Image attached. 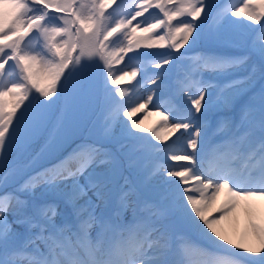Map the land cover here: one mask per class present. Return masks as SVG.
<instances>
[{"label":"snow or ice","instance_id":"1","mask_svg":"<svg viewBox=\"0 0 264 264\" xmlns=\"http://www.w3.org/2000/svg\"><path fill=\"white\" fill-rule=\"evenodd\" d=\"M232 47L245 54H220ZM140 72L132 89L110 87ZM83 102L102 134L63 154ZM149 104L179 133L166 147L140 144L138 132L169 138L133 119ZM209 154L228 163L206 169ZM0 171V264H264V0H0ZM242 205L254 243L217 227Z\"/></svg>","mask_w":264,"mask_h":264},{"label":"rangeland","instance_id":"2","mask_svg":"<svg viewBox=\"0 0 264 264\" xmlns=\"http://www.w3.org/2000/svg\"><path fill=\"white\" fill-rule=\"evenodd\" d=\"M124 3H131L132 0H123ZM218 2L220 4H226L229 2V0H218ZM117 3H121V0H117ZM116 5H112L108 11H112L113 8H115ZM150 11H156L155 9H151ZM146 16L148 15L147 13L145 14ZM203 16V14H202ZM138 19H142V18H138ZM233 19H236L233 17ZM246 23H250V22H247L245 21ZM136 21H133V24H135ZM196 23H199V21H197ZM253 27H258L257 25H254L253 24ZM195 35V33L193 34ZM112 39H115V37H113ZM189 43L191 44V40L189 41ZM189 46L188 45H185V48L184 49H181V52H184L185 49H187ZM204 49L203 48H198L196 51H203ZM143 51V50H141ZM155 51V50H154ZM159 51H167V49H164V50H159ZM195 54V53H193ZM220 54H225V55H231V56H240V55H244L245 52H244V49L242 47H232V48H227V49H222L221 50V53ZM137 53H129L128 54V57H125V60L123 63H120V64H114L113 65V69L114 70H118L120 68H123L125 67L126 64H130L129 62V57H132V56H136ZM83 63V61H82ZM89 63V67L86 69V75L91 77V78H94L100 82L103 81V66L102 64H99V62H96V61H90L88 62ZM130 66H135V62H132L130 64ZM170 67V66H168ZM34 71L36 72H39L40 71V65L37 64L35 67H34ZM79 71V69L77 70ZM156 71H160V70H157V69H152V68H148V72L151 73V72H156ZM245 71L243 69H241L240 71H238L237 73H235V76H243L245 75ZM144 76V73L143 72H140L138 74V76L136 77L135 80L131 81V83L125 81V82H122L121 84H118V85H110V87L114 90H125V91H128L130 89L133 88V86L137 83V81L141 80V78ZM79 78V77H77ZM204 78L205 79H208V80H212L214 78L213 74L210 73V72H205L204 73ZM41 83L42 84H46V80H44L43 78H41ZM254 87H258V85H253ZM194 91V89H193ZM140 96H146L147 95V92L145 89L141 88L139 90V93H138ZM135 95V94H133ZM10 99V98H9ZM116 99L119 100L120 97L117 95L116 96ZM125 99H127V97H125ZM155 102V100H154ZM25 104H27V101L25 102ZM86 103L83 102L80 106V109L78 111V117H77V120H78V127H83L84 123H83V110H82V106H84ZM93 106V105H92ZM95 107V106H94ZM93 107V109H94ZM22 110V109H21ZM151 111L153 112L151 113ZM157 111H164L163 108L157 110L155 108H153L152 104H149L147 105V107L141 111V112H138L136 113L134 116H133V119L139 121V120H143V123L141 125V128L142 129H149V130H156V129H159L160 131V134L162 136H169L168 140L161 143V142H158V141H155L154 139L151 138V131L149 132H144V133H137V135H142L144 137H146L147 139L146 140H142L140 141V144L144 145L146 148H149L150 150V144H156L158 145L159 147L163 148V147H166L168 144H171L173 140L176 139V136L179 135V133H176L175 135H169L168 131H167V128L165 127H161V125H163L165 122L163 120V118L160 116V115H157ZM100 115H98V121L99 122H96V120H93V121H90L89 120V116H87V119L86 121H90V123L88 124V127H86V134H87V137H88V134L89 132L91 131V133H94V134H97L98 137H95V138H92L94 140V142L90 141L89 139L91 138H88V140L85 141L84 145H91V144H94L96 143L99 139H100V136L102 134V130H103V123H104V117L102 115V112L101 110L99 111ZM147 114V117L145 116ZM91 113L89 112V115ZM166 115H169L168 113H165ZM85 119V117H84ZM91 119V118H90ZM171 120H172V117L171 115H169V121L168 123H171ZM203 135V134H202ZM43 143H45V141H40L39 143V146L38 147V150H37V153H39L40 149L43 147ZM42 146V147H41ZM159 157H164V153H158V154H155V156L153 157L154 159H158ZM228 156L227 154H225V156H219V155H213V154H209L206 159L204 160L203 162V166L206 167V169H209L208 168V165H211V166H215L217 168V166H219L218 169L220 168H223V166L225 167L226 164L228 163ZM165 160H166V157H165ZM225 161V162H224ZM168 164H171V165H175V166H179V165H187V161H167ZM214 169V168H213ZM173 179H176V178H173ZM40 188H37L36 189V194L39 195L40 193ZM219 198V199H218ZM218 198L216 199L215 201V204H213L210 209H209V212H208V215L209 216H215V215H218V212L217 210L219 208H221V206H223L225 203L224 201L221 199L220 195L218 196ZM221 201V202H220ZM224 203V204H223ZM257 208H255V211H256ZM258 210V209H257ZM127 215L130 217L131 216V212L129 211V213H127ZM231 219V223H230V228L232 229V233H230L228 239H231L233 240L234 243H240L239 242V238L236 240L235 239H232L233 238V233L235 232V227L237 226V213H233L230 217ZM234 223H233V222ZM228 225V222L226 223L224 220L221 222L220 225H218L219 227H222V228H226ZM239 229V228H238ZM240 230V229H239ZM238 230V231H239ZM194 258H198V262L199 264H211L212 260L215 259L216 257L214 256H211V255H206V256H197V257H194ZM202 261V262H201Z\"/></svg>","mask_w":264,"mask_h":264},{"label":"bare ground","instance_id":"3","mask_svg":"<svg viewBox=\"0 0 264 264\" xmlns=\"http://www.w3.org/2000/svg\"><path fill=\"white\" fill-rule=\"evenodd\" d=\"M153 111H151V113H152ZM147 114L148 113H146V117H147ZM153 114H154V112H153ZM225 162V161H224ZM206 168V167H205ZM208 168L209 169H213V170H220V169H223L224 168V166H223V168H220V169H218L219 168V166H217V168L213 165V166H211V165H208ZM220 197H221V199L224 201V203H225V201H227L228 200V194H227V191L225 190V191H222L221 193H220ZM219 199V198H218ZM221 202V201H220ZM223 203V204H224ZM215 204V203H214ZM255 208H257L256 209V216H257V219L258 220H261V221H264V200H260V199H257L256 201H255ZM237 213V226L235 227V232L233 233V238L232 239H235L236 240V238L239 240V242L240 243H254V241H252L251 240V238L249 237V235H248V225H249V216H248V213H247V211H246V209H245V207L242 205L240 208H238L237 210H236V212H235V214ZM230 217H231V215L230 216H228L227 218H225L224 219V221L227 223L228 222V225H227V227L226 228H222V227H219V226H217L218 227V230H220L221 231V233L223 234V235H225L226 236V238H228L229 237V235H230V233H232V229L230 228V223H231V219H230ZM233 222V221H232ZM234 223V222H233ZM232 224V223H231ZM240 230H239V229ZM239 230V231H238ZM194 260H195V264H199V260H198V258H194ZM202 262V261H201ZM207 264V263H206Z\"/></svg>","mask_w":264,"mask_h":264},{"label":"trees","instance_id":"4","mask_svg":"<svg viewBox=\"0 0 264 264\" xmlns=\"http://www.w3.org/2000/svg\"><path fill=\"white\" fill-rule=\"evenodd\" d=\"M85 103L86 104L84 106H82L83 116L85 117V119L83 117L84 125H83V127H78L76 135L72 138V140H70L67 144L64 145L63 154H66L68 151H71L72 149L76 148L78 145H81V144L84 145L85 141L88 140V138L98 137L97 134L91 133V131L89 132L88 137H87L86 127H88V124L90 123V121H93V120H96V122L100 123V121H98V119H99L98 115H100V113H99L100 108L95 106V105L92 106L91 104H89L87 102H85ZM93 107H94V109H93ZM89 112L91 113L90 115H89ZM87 116H89L90 121H86ZM53 131H55V130H53ZM92 138L89 140L94 142V140ZM42 140L45 141L44 138H41L35 143V145L33 146L34 152L37 153V150H38L37 146H39V143ZM42 145H44V143ZM0 174H2V171H0Z\"/></svg>","mask_w":264,"mask_h":264}]
</instances>
